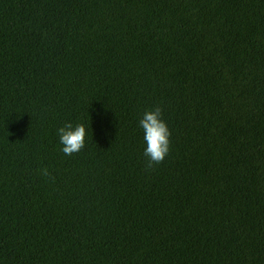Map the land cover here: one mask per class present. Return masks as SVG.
<instances>
[{
  "label": "trees",
  "instance_id": "16d2710c",
  "mask_svg": "<svg viewBox=\"0 0 264 264\" xmlns=\"http://www.w3.org/2000/svg\"><path fill=\"white\" fill-rule=\"evenodd\" d=\"M0 264H264V0H0Z\"/></svg>",
  "mask_w": 264,
  "mask_h": 264
},
{
  "label": "clouds",
  "instance_id": "9594fccd",
  "mask_svg": "<svg viewBox=\"0 0 264 264\" xmlns=\"http://www.w3.org/2000/svg\"><path fill=\"white\" fill-rule=\"evenodd\" d=\"M138 127L143 131V140L146 144L143 155L147 158V167L150 168L167 156L171 132L159 106L146 109L138 121ZM56 135L62 146L61 151L69 156L84 148L88 129L84 123L68 121L56 129Z\"/></svg>",
  "mask_w": 264,
  "mask_h": 264
}]
</instances>
